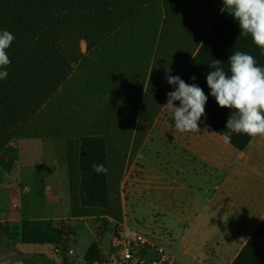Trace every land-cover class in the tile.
Segmentation results:
<instances>
[{
    "label": "rangeland",
    "instance_id": "1",
    "mask_svg": "<svg viewBox=\"0 0 264 264\" xmlns=\"http://www.w3.org/2000/svg\"><path fill=\"white\" fill-rule=\"evenodd\" d=\"M9 3L16 5L10 10L12 14L22 0ZM150 16L148 7L124 13L119 16L118 32L113 34L106 31L110 28L105 25L94 28L90 23L81 26L68 20L62 29L40 42V60L27 77L18 108L0 120V264H85L84 257L93 242L98 241L101 253L110 247L112 233L119 223L135 230L119 219V212L123 218L125 212L128 218L138 212L129 203L134 182L141 187L146 181L152 192L163 189L165 175L176 179L179 186L188 183L176 171V163L172 167L167 164L173 148L164 136V114L159 119L162 104L143 95L141 79L152 77V69H145L128 86L119 84V70L124 72L119 62L149 57L151 62L147 65H154L157 64L152 61L154 55L155 59H161L181 48L175 40L178 30L170 21L162 19L158 27L148 23ZM170 20L174 24L171 17ZM2 23L0 20V31L8 30L14 35L11 22L3 30ZM134 39L142 40L137 46L124 45ZM18 44L15 36L7 54L11 55ZM162 64L163 61L158 62ZM60 72L66 73L65 79L57 78ZM52 77L56 80L49 82ZM27 128L35 130H23ZM86 135H104L108 141L111 203L106 210L92 211L93 208L82 206L81 210L89 214L75 216L79 209L73 203L80 194L81 179L79 143ZM7 152L14 156L11 158ZM136 160L142 169L138 166L133 169ZM9 164L13 168L10 173L6 168ZM4 184L11 185V189H3ZM198 192L202 194L205 189ZM233 198L249 202L255 210L251 221L244 223L247 234L264 214V175L247 180L243 188L234 191ZM135 207H140L146 232L135 231L172 253L174 264L215 261V247L222 241L220 233L213 232L216 223L206 212L209 205L184 207L189 212L195 211L186 214L181 225H175L183 234L178 240L180 244L172 246L174 239L164 230L161 236L166 240L149 233L150 225L161 223L164 213L159 207L141 198L135 199ZM25 220L31 228L50 234L62 229L65 243L26 244L22 239ZM195 223L198 232L191 236L188 229ZM239 224L242 223H227ZM69 248L75 250L74 255L59 252Z\"/></svg>",
    "mask_w": 264,
    "mask_h": 264
},
{
    "label": "crops",
    "instance_id": "2",
    "mask_svg": "<svg viewBox=\"0 0 264 264\" xmlns=\"http://www.w3.org/2000/svg\"><path fill=\"white\" fill-rule=\"evenodd\" d=\"M146 7L151 12V16L148 17L150 25L158 24L160 27L162 19H166L170 21L174 29L178 30V38L175 40H178L181 48L178 53L174 50L173 54L165 55L161 59L159 57L155 59L154 55L152 61L157 62L154 65H147V62H151L149 57L147 60L141 57H131L119 62L124 71L119 70V84L128 86L135 82L141 74L143 75L145 69H152V77L141 79L143 95L145 99L149 96L154 102L162 104L159 119L164 114L166 121L164 136L173 148L167 164L172 167L173 163H176V171L183 174L188 183L179 186L176 179H168L165 175L163 189L152 192V187L145 185L146 181L141 187L134 182L130 190L132 200L129 203L133 210L137 208L138 212L132 213L130 218L125 212L122 221L135 230L146 232L144 229L146 226L141 218L142 214L139 212L140 207H135V199L149 200L152 205L155 204L159 207V211L164 213L160 224L150 225L149 233H156L155 236L159 239L166 240L164 236H161L164 230L174 239L170 245H178L180 244L178 240H181L183 233H180L177 230L179 227L175 225H181L184 222V216L193 214L195 211L189 212L184 207L197 208L205 203L209 205L206 210L207 214L211 216V221L216 223L213 232H219L222 241L221 245L215 247L216 259L212 264H232L264 220L263 214L258 224L250 232L244 234V223L251 221L255 210L249 202L233 198L234 191L243 188L247 180L264 175V135L254 137L247 148L240 151L230 143L225 144L222 137L203 121L199 122V132H176L171 111L163 107L167 103V94L175 88L166 79L169 69L172 76L180 78L183 76L217 23L222 13L221 9L224 7L223 0H128L121 4L123 14L141 11ZM141 40L134 39L124 45L137 46ZM144 61H146L145 64H143ZM159 61H163L164 64L158 65ZM144 103H146L145 100ZM175 106L178 107L179 104L176 102ZM141 121L139 120L140 123ZM179 151L180 154H178ZM140 153L141 151L137 156ZM174 153L176 155H173ZM6 155L11 158L14 156L8 152ZM136 166L142 169L138 160L134 162L133 169ZM6 168H9L7 170L9 173L13 170L11 164ZM2 188L10 190L11 185L4 184ZM201 189H205L202 194L198 192ZM122 200L124 202L123 198ZM198 217L199 214L196 213L195 218ZM10 222L14 223L15 220ZM227 223L242 224L234 226L227 225ZM188 230L192 232L191 236H194V233L198 232V223ZM184 253L189 255L188 250Z\"/></svg>",
    "mask_w": 264,
    "mask_h": 264
},
{
    "label": "trees",
    "instance_id": "3",
    "mask_svg": "<svg viewBox=\"0 0 264 264\" xmlns=\"http://www.w3.org/2000/svg\"><path fill=\"white\" fill-rule=\"evenodd\" d=\"M126 1L128 0H34V3H31L22 0L11 14L10 10L16 5H11L10 0H0V20H3L1 28L3 30L7 22H11L10 30L19 40L18 47L12 49L11 55H8L11 61L5 69L8 76L0 80V120L4 114L6 117L11 110L18 108L27 77L32 73L34 63L40 60L41 41L62 29L68 20H74L81 26L90 23L94 28L105 25L110 28L106 29L110 34L118 32L116 28L119 27V16L123 14L121 4ZM240 32L238 22L227 13V10L222 12L198 54L181 77L186 83L201 87L208 96L205 115L201 121L221 137L226 131L231 110L221 108L210 94L211 90L206 80L207 74L212 70L209 65L214 59L219 60L222 63L220 67L228 72L230 55L235 51H242L254 56L258 66L264 67V56L260 55V49L252 43L250 37L240 36ZM193 76L196 77L195 80L192 79ZM55 78L52 77L49 82L55 81ZM57 78L65 79L66 73H58ZM23 130L30 132L35 129ZM253 138L233 133L230 144L244 151ZM107 144L104 135H86L80 139V194L77 196V202L73 203L79 210L74 213L75 216L89 214L81 210L82 206L93 208L92 211L106 210L110 206L109 171L98 175L92 168L93 164H103L109 168ZM122 218L119 212L121 221ZM22 239L26 244L65 243L62 229H55L53 234L38 231L31 228L27 220L23 221ZM101 255L98 241L93 242L84 257L85 264H93ZM232 264H264V220Z\"/></svg>",
    "mask_w": 264,
    "mask_h": 264
},
{
    "label": "clouds",
    "instance_id": "4",
    "mask_svg": "<svg viewBox=\"0 0 264 264\" xmlns=\"http://www.w3.org/2000/svg\"><path fill=\"white\" fill-rule=\"evenodd\" d=\"M223 5L221 11L227 10L238 22L240 36L250 37L260 49V55L264 56V0H223ZM14 40L15 36L8 30L0 31V69H6L11 63L7 49ZM221 64L214 59L209 65L212 70L206 80L217 104L231 110L222 135L223 142L231 143L233 133L250 137L264 135V67L258 66L254 56L242 51L230 55L228 72L220 67ZM7 76L6 70H0V80ZM166 79L175 86V90L167 94V103L163 106L172 113L174 130L179 133L199 132L208 96L198 85H190L179 76H172L170 69ZM176 102H179L178 107ZM92 168L98 175L108 171L103 164H93Z\"/></svg>",
    "mask_w": 264,
    "mask_h": 264
},
{
    "label": "built area",
    "instance_id": "5",
    "mask_svg": "<svg viewBox=\"0 0 264 264\" xmlns=\"http://www.w3.org/2000/svg\"><path fill=\"white\" fill-rule=\"evenodd\" d=\"M59 252L65 256L75 254L71 248ZM93 264H174V258L145 234L119 223L112 233L110 247Z\"/></svg>",
    "mask_w": 264,
    "mask_h": 264
}]
</instances>
